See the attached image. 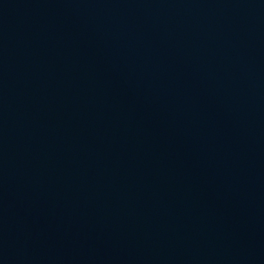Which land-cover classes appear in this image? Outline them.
I'll return each mask as SVG.
<instances>
[{"label":"water","instance_id":"95a60500","mask_svg":"<svg viewBox=\"0 0 264 264\" xmlns=\"http://www.w3.org/2000/svg\"><path fill=\"white\" fill-rule=\"evenodd\" d=\"M0 264H264V0H0Z\"/></svg>","mask_w":264,"mask_h":264}]
</instances>
